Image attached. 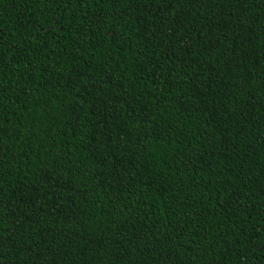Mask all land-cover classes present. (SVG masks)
Segmentation results:
<instances>
[{
    "label": "trees",
    "instance_id": "obj_1",
    "mask_svg": "<svg viewBox=\"0 0 264 264\" xmlns=\"http://www.w3.org/2000/svg\"><path fill=\"white\" fill-rule=\"evenodd\" d=\"M0 264H264V0H0Z\"/></svg>",
    "mask_w": 264,
    "mask_h": 264
}]
</instances>
